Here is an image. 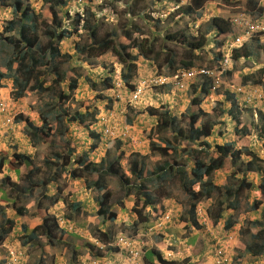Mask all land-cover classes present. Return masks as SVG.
Returning <instances> with one entry per match:
<instances>
[{"label": "rangeland", "instance_id": "obj_1", "mask_svg": "<svg viewBox=\"0 0 264 264\" xmlns=\"http://www.w3.org/2000/svg\"><path fill=\"white\" fill-rule=\"evenodd\" d=\"M2 1L0 0V9H5V11L0 13V26L11 15L9 6L1 4ZM74 1L76 0H70L64 6L68 13H73L71 5H75ZM94 1L97 2L98 0ZM101 1L102 5L94 7V9L101 11L96 12L99 15L97 18L99 25L98 34L111 31L114 32L117 40L128 43V39L123 37L122 27L124 22L128 20V14L124 12V7L126 6L123 7V5L129 4V7L134 11L133 13H138L132 19V23L139 27L138 31H132L133 36L138 35L139 38L145 37L148 39V43H153L155 53H158L159 56L156 57V62L154 63L152 59L145 58L143 60L140 55H137L136 49L132 50V54L137 55V68L134 78L137 81L147 75V82L145 80L146 84L142 86L140 99L131 105H126L124 101L115 103L114 100L106 98L104 99L105 101L101 100L104 97L103 95L107 94L101 80L109 75L110 77L112 76V79L113 77L116 78L118 71L122 69V65L110 51L98 55L95 50H92V54H88L89 56L86 58H81V62L80 60L72 61L73 58L77 57L73 47L74 41L68 39L59 44L61 52L72 55L69 60H57L62 63L60 66L61 70H68L70 67H74L78 79L76 87L66 89L68 100L63 106L67 107L70 114L76 110L82 111L96 107L99 109L98 118L101 116L104 118L101 121L102 128L110 129L107 133L109 138L104 137L95 150L88 151L89 158L96 162L102 157L107 161L114 160L118 152L115 139H119L122 142L121 148L126 151L125 158L122 160V168L126 173H128L127 161L134 154H137L138 158L142 159L147 167L151 169L156 165L162 164L165 160L173 163L172 157H161L154 153L150 147V141L160 144L163 138H172L170 131L163 133L154 131L157 117L153 116L149 110L150 107H153L160 110L168 109L172 115H175L176 120L181 121L182 124L188 121L187 113H197L199 111L208 113L209 117L215 120L216 116L221 117L218 119H225L224 124L219 125L216 123L214 125V130L216 129V132L220 131L221 134L213 133L208 140L212 146L214 143L234 141L235 149L242 151V153L237 154L234 159L228 157L224 168L214 173L213 180L220 185L228 181L230 173L233 172L237 176L241 170L243 171L246 163L251 159L250 156H247L245 149H251L256 153L257 157L261 159V162H257V164L264 167V67L262 65L264 62L258 58L259 52L256 50L254 38H252L254 40L246 42L250 56L241 55L238 59L231 58L232 62L228 68L230 74L228 72L222 74L219 88L212 97L207 98L205 95V97H201L200 103L196 105H193L191 100L192 97L198 94L199 90L197 88L193 89V85H199L201 76H196L194 80L191 79V82H189L191 83L190 86L183 91L173 89L170 81H167L165 86L162 87L153 83L159 73L170 75L176 72L177 69H173L178 65L181 58L188 60L184 53L187 42L193 39L192 33L194 31L197 30L195 35L197 38L205 31L207 24L212 22V19L220 18L229 22L235 13L246 12L241 2H236L237 0H207L203 6V13L205 14L200 17L194 14L193 16L183 15L177 9L172 12L173 10H170V8H172L171 4L173 2L165 0ZM259 1L264 3V0ZM187 2V0H183L182 4ZM89 5L92 4L89 3ZM31 6L39 12L43 9L42 4L40 5V0H31ZM78 7L73 8L81 12H84L87 8L84 9L82 3ZM164 8L170 11L169 14L167 11L164 13ZM152 12L153 20L149 14ZM47 17L43 15L38 18V21H42V18L47 20ZM158 18L160 19L158 20ZM194 20L197 21L196 24L192 23ZM168 35L171 37H167ZM82 38H88L84 30L81 34ZM207 49L206 52L199 53L198 57L193 60L194 67L208 66L209 68H214L213 66L216 65L214 51L217 50H215V47L213 48L212 43L209 44ZM171 54L175 55L176 63L174 66H170L166 61V57H170ZM244 75H248L251 82L244 83L242 80ZM45 78V85L50 84L52 77L45 76ZM91 81L95 82V86H91ZM240 85H245L244 97L240 95V98L248 100V102L242 103L239 99L240 103L238 102L237 108L232 113L234 118L228 117L226 113L218 114V109L230 107V103L225 100L228 89L231 92L234 86L238 87ZM13 88L11 79L1 81L0 120L11 117L13 118V126L6 131L0 130V154L10 157L15 152L25 153L31 158V163L29 165H20L19 170L9 167L8 163L1 168L0 225L4 223L6 218L13 219L16 222L13 231L3 242L7 245L13 244L21 247L23 253H25L24 264H55L56 262L62 264H150L145 259V256L151 250H158L166 257V252H173V259L171 260L176 261L178 264H200L204 258L206 259L205 256L210 247L225 237L224 219L214 223L206 215V210L210 213L212 209H216L211 206L212 200H206L197 205V210L200 211L199 215H201L200 220L204 223L203 227L195 228L188 221L181 219V216L189 217L190 214L187 212L188 198L181 186L182 175L178 172H173L170 178L163 182L165 189L170 192V195L162 201V204H160L162 208H158V211L168 209L171 216L170 221L167 223L168 225H165L160 233L148 230L153 224L151 221L138 223L137 231L133 230V218H136V214L131 210L133 206L132 198L131 196L125 197L124 191L114 177L107 178V187L113 194L112 201L120 198L123 199L124 204L116 207V219L107 223L99 221L95 214L100 192L98 193L94 189L89 190L85 185L86 178L89 180L95 179L92 175L86 178L73 179L63 173L60 177H57L55 183L44 184L46 189V195L44 196L41 195L42 184L33 188L30 194L28 191L20 190V188L28 186L25 175L34 166L39 167V170L33 172V181L42 183V180L52 173L43 164V159L51 156L53 148L42 140L39 144L33 146L27 136V131L31 130V128L26 125L24 119L30 120L34 125H41L39 113L42 108H45L44 103L53 99L56 102V98H53L50 92L38 94L32 90H27L23 97L16 99L12 95ZM121 88L122 92L125 90L129 92L128 89H125V85ZM52 90L57 94L60 90V85L52 84ZM127 119H130V121L128 122ZM49 122L52 125V133L56 127V121L51 119ZM242 124H247L250 127V136H237L231 132L234 125L241 126ZM69 129L70 132L66 134L67 136L71 135L72 146L76 148L77 155L81 154L82 151L91 149L92 141H88L85 130L81 129L76 123H72ZM106 139L109 141L113 139V142L109 143ZM54 140H56L55 142L58 141L56 135ZM213 151L214 149L211 148L210 153ZM181 160L177 159V161ZM186 167L188 168V164H186ZM247 177L254 184H258L260 181V174L257 172H248ZM54 195H57L59 199L52 202ZM255 196L259 197L257 189L252 191V195L250 192H246L245 197L242 199V208L231 213L226 212V215H233L238 221L234 231H238V235H236L237 237L234 239L232 246L227 251L231 253V257L228 255L231 264H261L262 262V260H257V258L247 254H244L240 260L235 259L238 242L249 238L246 226L240 225V221L247 220L249 216L245 209V202H251ZM73 201L81 203L82 212L75 211L74 213L71 211L69 204ZM22 208L25 209V213L19 214L18 211ZM154 210L152 208L150 213H153ZM69 214H73L72 219L67 218ZM47 216L60 218V223L64 230H58L57 234L59 235L62 232L61 242L49 245L44 237H39L34 242H27L24 231L20 229L21 223H26L27 229L30 231L32 227ZM246 223L244 222V225H247ZM5 225L7 226V222H5ZM100 231L108 232L110 240L108 239L106 242L98 240L97 235ZM121 235L133 238L136 245L142 250L140 258L133 260L129 254L124 252V249L118 244ZM191 236H194L195 240L190 243L187 240ZM230 238H232V235ZM23 241L26 243L24 244ZM3 252V247H0V259ZM151 261L152 264H160L155 258H151ZM203 264H208V259Z\"/></svg>", "mask_w": 264, "mask_h": 264}, {"label": "trees", "instance_id": "obj_2", "mask_svg": "<svg viewBox=\"0 0 264 264\" xmlns=\"http://www.w3.org/2000/svg\"><path fill=\"white\" fill-rule=\"evenodd\" d=\"M68 1L70 0H41L43 9L41 12L38 11L40 14L34 11L35 9L31 7L29 0H3L1 2V4L9 6L11 15L0 26V86L2 80L11 79L14 87L12 95L16 99L23 97L27 90H32L38 94L50 92V95L56 98V102L51 98L53 99L52 101L44 103L45 108H42L39 113L41 125H34L30 120L24 119L26 125L31 128V130L27 131V136L32 145L36 146L42 140L53 148L51 156L43 159V164L52 173L43 179L42 183L33 181V172L39 170V167L34 166L25 175L28 186L20 188V190L28 191L30 194L33 188L42 184L41 195L44 196L46 195L44 184L55 183L57 177H60L63 173L73 179L86 178L92 175L95 179L89 180L86 178L85 185L89 190L94 189L98 193L100 192L95 214L99 221L107 223L116 219V207L124 204L123 199L120 198L112 201L113 194L107 187V178L114 177L124 191L125 197L131 196L132 198L133 206L131 210L136 214V218H133L132 227L133 230L137 231L138 223H148L159 218L158 209H155L156 204L162 203L170 195V192L165 189L163 182L169 179L173 172H178L182 175L181 186L188 198L187 212L190 214L189 217L181 216V219L188 221L195 228L203 227L204 223L200 220L201 215H199L200 211L197 210V205L206 200H212L211 206L216 209H212L210 213L206 210V215L214 223L224 219L225 236H227L230 248L237 237L236 235H238V231L234 232L238 221L233 215H226V212L231 213L241 209L245 193L250 192L252 195V191L257 189L259 197L255 196L251 202H245V209L249 216L247 220H243L247 222V225H244L243 221H240V225L246 226L249 238L238 242L235 259L240 260L244 254H247L257 258V260H262L261 264H264V167L257 164V162H261V159L251 149H245L247 156H250L251 159L246 163L243 171L241 170L238 173V177L232 172L229 174L228 181L221 185L213 180L214 173L224 168L228 157L234 159L237 154L242 153V151L235 149L234 141L214 143L213 146L209 142L208 139L212 137L213 133L221 134L220 131L216 132V129L214 130V125L216 123L219 125L224 124L225 119H218L221 117L216 116L215 120L212 117L210 118L208 113L199 111L197 113H187L188 121L182 124L181 121L176 120L175 115H172L168 109L160 110L159 108L150 107L151 114L157 117L154 131L159 133L170 131L172 134V138L165 137L162 139V145L161 143L157 144L154 141H150V147L154 153L161 157H172L173 163L165 160L162 164L156 165L151 169L147 167L142 159L138 158L137 154H134L127 161L128 174L122 168V160L125 158L126 151L121 148L122 142L119 139H115L118 152L114 160L107 161L102 157L96 162L89 158L88 151L95 150L104 137L109 138L108 132L104 134L102 125H99V109L96 107L82 111L76 110L70 114L67 107L63 106L68 100L66 89L76 87L78 79L74 67H70L68 70H61L60 66L62 63L57 60L66 61L72 58V55L61 52L59 44L68 39L74 41L73 47L77 57L73 58L72 61L80 60L81 62V58L88 57L92 54V50H95L98 55L110 51L122 65L120 79L127 85L125 89H128V91L132 89L130 87L132 85L129 82L136 72L137 55L152 59L155 63L159 54L155 53L153 43L148 44L147 40L133 36L132 31L139 30V27L132 23L133 17L138 15V13H133L134 11L129 7V4L123 5V7L126 6L124 7L125 14H128V20L124 22L122 27L123 37L128 39V43H123L117 40L114 32L109 31L98 34L97 11L91 10L97 6V2L94 0H76L77 2L74 1L75 5H71L73 13H68L64 7ZM169 1L178 3L181 0ZM206 1L189 0L188 5L178 7L177 10L181 11L183 15L195 14L201 17L205 14L203 13V5ZM236 2H241L246 12H250L253 15L256 14V16H260L264 11V7L259 4L258 0H237ZM80 3L83 4L84 9L89 3L92 4L89 5L92 8L87 7L84 12L75 10L73 7L79 8L78 5ZM4 11L5 9H0V13ZM43 15L48 16V19L42 18V21H38V18ZM83 30L87 33V39H81ZM229 31V22L220 18L212 19V22L207 24L202 34L197 38L193 37L192 41L187 42L184 55L188 60L181 58L173 70L191 67L193 60L198 57L199 53L206 52L210 43L217 50L214 51L215 64L221 65L227 51ZM167 37L171 36L168 35ZM255 45L257 48L255 49L259 52L258 58L264 62V40L256 38ZM133 49L137 50V55L132 54ZM241 55L250 56L248 45L245 43L240 48L232 49L231 56L233 59H238ZM166 61L170 66H174L176 63L175 55L171 54L170 57H166ZM262 65L264 67V63ZM160 74L163 73H159L157 76ZM228 74H230L229 71ZM45 76L52 77V81L48 85H45ZM146 77L147 75L139 79V83L144 82ZM242 80L246 84L251 82L248 75H244ZM101 83L108 94L103 95L104 97L101 100L103 101L105 98L111 100L112 78L106 76L101 80ZM52 84L60 85V90L57 94L54 93L55 91L53 92ZM90 84L95 86L94 81H91ZM208 84V80L204 79L200 81L199 85H193V89L197 88L199 90L198 94L192 97L193 105L200 103V94L207 93ZM160 86L162 87V85ZM135 89L136 83L132 90L134 91ZM119 91L121 89H115L114 93ZM121 94L123 99L131 96V93L126 92V90ZM226 94L225 100L230 103V107L218 109V114L226 113L228 117L234 118L232 113L240 103L239 99L242 103H247L248 100L240 98V95L244 97V93L234 95L227 91ZM51 114L53 115L50 116ZM51 119L56 121V127L52 133V125L49 122ZM127 121L129 122L130 119H127ZM72 123H76L81 129L85 130L88 141H92L91 149L82 151L79 155L76 153V148L72 146L71 135L67 136L66 134L70 132L69 127ZM231 132L237 136L251 135L250 127L247 124L234 125ZM55 135L58 137L57 142L54 140ZM106 140L109 141L108 139ZM112 142L113 139L109 141V143ZM211 148L214 151L210 153ZM178 158L183 160H181L182 163L177 161ZM6 163L14 170H19L20 165H29L31 158L25 153L15 152L10 157L0 154V170ZM186 164H188V168ZM248 172L260 174L258 184H254L248 179ZM58 199L59 197L54 195L52 202ZM69 205L74 213L75 211L80 212L82 209L79 201H73ZM152 208L155 210L150 213ZM18 213L24 214L25 209L22 208ZM72 215L69 214L67 218L72 219ZM5 222H7V226ZM15 224L16 222L13 219L6 218L4 223L0 225V243L13 231ZM61 228H59L58 221L54 216L44 217L30 231H28L26 223H21L20 225L27 242H34L39 237H44L49 245L61 242L62 232L59 235L57 234L58 230H64L63 227ZM231 235L233 239L230 238ZM97 238L103 242L110 240L109 233L105 231H100ZM194 240L195 237L191 236L187 241L191 243ZM23 243L25 244L26 242L23 241ZM220 255L225 256V253H220ZM228 255L231 257V253L228 252ZM151 258H155L160 264H178L170 260V258L165 259L158 250H151L145 256V259L150 264H152ZM223 264H231V260H225Z\"/></svg>", "mask_w": 264, "mask_h": 264}, {"label": "clouds", "instance_id": "obj_3", "mask_svg": "<svg viewBox=\"0 0 264 264\" xmlns=\"http://www.w3.org/2000/svg\"><path fill=\"white\" fill-rule=\"evenodd\" d=\"M161 1V0H160ZM165 1H168L169 2V0H165ZM188 2H189V0H187ZM259 1V0H258ZM29 2L31 3V0H29ZM170 2H173L172 4H171V7L172 8H170V10H173L172 12H174V10L175 9H178V7H185L186 5H188V2L186 3V4H182V2H183V0H181L180 2H178V3H176V2H174V1H170ZM42 3H41V0H40V5H41ZM205 4V3H204ZM259 4L261 5V6H263L264 7V3H261L260 1H259ZM97 5H102V1L101 0H98L97 1ZM204 6V5H203ZM32 7V6H31ZM90 7V6H89ZM97 7V6H96ZM173 7H175V8H173ZM168 8V7H167ZM35 9V8H34ZM33 9V10H34ZM91 10H94L95 12L97 11V12H101L100 10H96V9H94V8H92ZM35 12H38V11H36V9L34 10ZM155 11H156V9H155ZM168 12V14H169V12L170 11H168V10H166L165 8H164V13L165 12ZM150 14V17L152 18V20L154 19V17H153V12L152 13H149ZM96 15L99 17V15L96 13ZM167 15V14H166ZM188 15H192L193 16V14H188ZM187 15V16H188ZM195 15V14H194ZM196 16V15H195ZM239 16H242L243 18H244V20H250V21H259V22H262L263 24H264V11L262 12V14L260 15V16H256V14L255 15H253V14H251L250 12H243V11H240V12H238V13H235L232 17H231V19H230V21H229V24H230V31H229V34H228V36H227V51H226V54H225V56H224V58H223V61H222V64L221 65H215V67L214 68H209L208 66H202V67H200V68H196V67H194L193 65L191 66V67H189L188 69H177L176 70V72H174V73H172V74H170V75H165V74H160L159 76H156V78H161V77H166L167 79H168V81H170L171 82V80H169V79H171L172 77H173V75L174 74H176V73H178V72H180V71H188V70H199V69H201V68H204V69H206V70H208L209 71V73L208 74H204V73H199V74H195L193 77H190V79L187 81V84H186V87L183 89V90H186L189 86H190V84L191 83H189V82H191L190 80L191 79H195L196 78V76H201L202 78L201 79H199V84H200V81L201 80H204V79H206V80H208V86H207V88H208V90H207V93H205V94H200V96L203 98V97H205V95H206V97L208 98V97H212V95L215 93V91L219 88V85H220V83H221V75L222 74H225L226 72H228L229 70H228V68H229V66L231 65V62H232V56H231V54H232V49H234V48H240L244 43L246 44V42L247 41H252V40H254V39H259V40H264V30H261V31H259V32H255V33H251V36L250 37H246L245 36V33H243V31H244V27L243 26H241V25H239V26H236V24H235V22H234V19L236 18V17H239ZM161 18V17H160ZM160 18H158V20L160 19ZM192 23H194V24H196L197 23V21H193ZM197 31V30H196ZM196 31H194L193 33H192V35H193V37L196 35ZM140 34V33H139ZM212 35V34H211ZM141 36V35H140ZM237 36H242L244 39L242 40V42H235V38L237 37ZM136 37H138V35L136 36ZM196 37V36H195ZM141 38H143V39H145V40H147V43H148V39H146L145 37H141ZM252 38H254V39H252ZM249 41V42H250ZM148 44H152V43H148ZM141 57H142V59L143 60H145V58L142 56V55H140ZM226 56H228V62L226 63V64H224V59H225V57ZM141 59V60H142ZM122 69H120L119 71H118V74H117V77L115 78V77H113V86H112V88H111V90H110V94H111V96L110 97H112V99L111 100H114L115 101V103L117 102V103H121V102H126V105H131L132 103H135V102H137L139 99H140V97H141V92H142V86L143 85H145L146 84V82H147V80H146V82L144 81V82H141V83H139L140 81L139 80H137L136 81V79L134 78V75H133V78H131V80H130V82H129V84L130 85H132V86H130V87H132V89H133V86H134V84L136 83V89L133 91L132 89L129 91L130 93H131V96L129 97V98H127V99H123V96H122V92L121 91H119V92H117V93H114V90L115 89H122L121 87L122 86H124L125 84L122 82V80L120 79V71H121ZM110 76V75H109ZM112 77V76H111ZM216 77H218L219 78V81H217L216 82ZM155 78V79H156ZM139 79V78H138ZM172 83V82H171ZM165 84H166V82L165 83H163V84H156L157 86H159V85H162V86H165ZM172 85H173V83H172ZM126 87H127V85H125ZM139 88H141V92H140V94H139V97L137 98V99H134L133 97H132V95H133V93L137 90V89H139ZM232 88V87H231ZM238 88H241L242 90H238ZM173 89H175L174 87H173ZM176 90H178V89H176ZM183 90H179V91H183ZM228 91H229V89H228ZM230 92V91H229ZM245 92V85H240V86H238V87H235L234 86V89H231V92L230 93H233L234 95H237V94H239V93H244ZM123 99V100H122ZM109 102V101H108ZM103 116H101L100 117V121H99V125H101V121H103ZM2 121V120H1ZM13 126V118H11V122L9 123V125L7 126V127H5V128H0V130H2V131H6L7 129H10L11 127ZM109 130L110 129H107V128H103V132L104 133H106V132H109ZM160 204H162V203H160ZM160 204H156V208L155 209H158V208H160L161 207V205ZM162 208V207H161ZM158 213H159V218L157 219V220H153L151 223H153L152 224V226L151 227H149L148 228V230H152V231H154V232H161L162 231V229H164V226L167 224V222H169L170 221V216H171V213L169 212V210L167 209V210H165V209H162V210H160V211H158ZM56 218V220L58 221V225H59V228L60 227H63L62 225H61V223H60V218L58 217H55ZM33 228V227H32ZM64 228V227H63ZM227 236H225V237H223V239H221V240H219V241H217L216 243H214L211 247H210V249L208 250V252L206 253V259H208V264H218L217 263V259H219V260H221V262L219 263V264H223V262L225 261V260H229L228 259V256H227V254H228V248H229V244H228V242H227V238H226ZM118 244L120 245V247L121 248H123L124 249V252L126 253V254H129L130 255V257H131V259H133V260H136V259H138V258H140L141 256H142V250L136 245V242L133 240V238H131V237H126V236H123V235H121V238H120V240H119V242H118ZM171 245V244H170ZM0 247H3V255H2V257H1V259H0V264H24L25 263V253H23V250L21 249V247L20 246H16V245H13V244H10V245H7L5 242H1L0 243ZM131 250H136L137 252H138V254L137 255H134L132 252H131ZM230 251V250H229ZM160 252V251H159ZM225 253V256H221L220 255V253ZM161 253V252H160ZM166 255H167V257L166 256H164V258L165 259H168V258H170V260L171 259H173V255H174V253L172 252H170V251H168V252H166ZM223 257V258H222ZM177 258V257H176ZM205 258L201 261V263L200 264H203V263H205V260H206ZM173 261V260H172ZM176 262V261H175ZM55 264H62V263H60V262H56Z\"/></svg>", "mask_w": 264, "mask_h": 264}, {"label": "built area", "instance_id": "obj_4", "mask_svg": "<svg viewBox=\"0 0 264 264\" xmlns=\"http://www.w3.org/2000/svg\"><path fill=\"white\" fill-rule=\"evenodd\" d=\"M234 22L236 24V26H243L244 27V31L243 33H245V36L250 37L251 33H255V32H259L261 30H264V24L262 22L257 21H250V20H244V18L242 16L236 17L234 19ZM244 38L242 36H237L235 38V42H242ZM228 62V56L225 57L224 59V64H226ZM199 73H204V74H208L209 71L201 68L199 70H188V71H180L176 74L173 75V77L169 80H171V82L173 83V87L175 89L178 90H183L186 87L187 81L190 79V77H193L195 74H199ZM216 82L219 81V78L216 77ZM168 79L166 77H161V78H156L153 80V83L156 84H163L165 82H167ZM238 90H242L241 88H238ZM141 92V88L137 89L132 97L134 99H137L139 97V94ZM11 122V117L6 118L5 120H0V128H5L9 125V123ZM131 252L134 255H137L138 252L136 250H131ZM221 262V260L217 259V263L219 264Z\"/></svg>", "mask_w": 264, "mask_h": 264}]
</instances>
